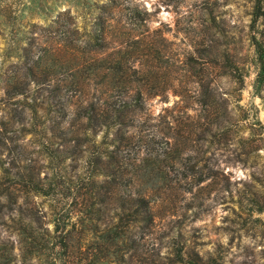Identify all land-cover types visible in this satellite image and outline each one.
I'll use <instances>...</instances> for the list:
<instances>
[{
	"label": "rangeland",
	"instance_id": "rangeland-1",
	"mask_svg": "<svg viewBox=\"0 0 264 264\" xmlns=\"http://www.w3.org/2000/svg\"><path fill=\"white\" fill-rule=\"evenodd\" d=\"M254 5L0 0V264H264Z\"/></svg>",
	"mask_w": 264,
	"mask_h": 264
},
{
	"label": "trees",
	"instance_id": "trees-1",
	"mask_svg": "<svg viewBox=\"0 0 264 264\" xmlns=\"http://www.w3.org/2000/svg\"><path fill=\"white\" fill-rule=\"evenodd\" d=\"M253 13H254V16L256 19H259V18L264 16V0H255ZM106 23H107V19H103L100 22V24H102V27H105ZM95 38H98L99 40H102V41L107 40L108 37H107V34H106L104 28H103V33L100 36L94 37V39ZM256 51H257L256 65L258 68L257 84H258V87H261L264 83V43L258 42L256 45ZM234 79L236 80L237 84H239L240 88H242L245 77L243 75H241L240 77L238 75H234ZM142 99H143V97L141 96V94H138V96L132 95L131 100L126 98V99H123L122 101H120L115 107H113V110H112L113 113L111 115V120L102 121L101 127L103 125H106L107 127H109V126H112L116 123L123 122L122 119L124 118V116H126L129 112L133 111V108H132L133 106H135L136 104H141ZM31 111H32L33 116L35 118L36 114H37V107L35 104H31ZM85 132H87L86 129H85ZM86 138L89 139V136L87 134H86ZM102 150L98 149V151H100V152H96V153H99L98 155H96V157H98V159H97V161L94 160L92 170L90 171V179H92V185L96 188H98L96 185V177L97 176L103 175L107 178L112 174L111 171H109V169L106 167V164L102 160V156H103ZM89 161H90L89 162L90 165H92L93 159L90 158ZM31 178H33V177H31ZM30 188L35 190V191H38V192H44L45 191L44 187L42 185H40L39 182H35L34 184H32V187H30ZM96 192H99V191L97 190ZM249 192L252 195V199H253L252 201L255 204L256 209L258 211H263L264 210V201H263V199L259 198V195H260L259 191L255 190L253 188H250ZM125 207H126V205H123V208H125ZM136 210L137 211L143 210L142 212H144V214L147 216L148 219H150L151 221L154 220V214L152 212L151 201L146 196H139L138 197V203H137V209ZM99 211H101V209H99ZM93 226L94 227H92V228L98 229V223L94 224ZM191 262H193L194 264H198V253H195V258L191 259ZM187 263H189L188 260H187Z\"/></svg>",
	"mask_w": 264,
	"mask_h": 264
}]
</instances>
